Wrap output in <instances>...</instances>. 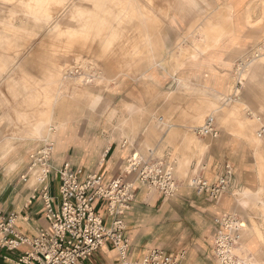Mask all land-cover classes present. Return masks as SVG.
I'll return each instance as SVG.
<instances>
[{"label":"crops","instance_id":"1","mask_svg":"<svg viewBox=\"0 0 264 264\" xmlns=\"http://www.w3.org/2000/svg\"><path fill=\"white\" fill-rule=\"evenodd\" d=\"M207 1L211 14L204 19L206 9L201 0L192 1L189 8H184L191 4L188 0H175L177 7L170 14L163 40L162 62L146 71L147 82L117 83L113 93H105V102L94 116L69 121L57 149V143L48 141L52 144L48 158L52 172L46 179L29 185L31 146L20 143L5 154L0 151V211L16 214L14 226L21 234L32 238L40 229H50L41 193L48 187L52 205L58 210V170L65 164L72 172L81 170L82 180L98 173L108 184L125 176L128 159L134 154L143 160L163 159L181 167L180 173L188 170V174L202 157L203 168L192 183L176 177L178 188L172 196L136 181L135 200L123 215L124 237L130 242L129 260L134 263L142 262L149 249L158 248L179 264H211L217 220L234 212L236 190L257 193L261 175L254 147L247 140L222 130L204 138L201 146L189 140L199 120V87L216 95L230 94L233 70L249 52L253 39L247 14L249 0ZM5 78L0 77V85ZM163 91L169 93L171 104L169 108L164 103L161 110L156 101ZM6 115L4 111L0 120ZM144 152H149L148 156ZM223 176L228 184L217 197L197 183L202 179L216 184ZM126 178L133 180L135 173ZM94 206L110 227L107 200L98 199ZM257 219L262 223L263 217ZM245 243L249 254L264 260V243L257 233L246 237ZM28 249V245L10 249L0 244V264H16ZM120 262L117 247L108 241L83 264Z\"/></svg>","mask_w":264,"mask_h":264},{"label":"rangeland","instance_id":"2","mask_svg":"<svg viewBox=\"0 0 264 264\" xmlns=\"http://www.w3.org/2000/svg\"><path fill=\"white\" fill-rule=\"evenodd\" d=\"M96 1L45 0L47 5L39 18L36 13L38 0H14L12 3H4L0 0V66H4L0 68V77L6 75L0 85V118L4 111L7 113L6 117L0 120V148L3 147L0 151L3 154L14 146L25 143L31 146L29 157L32 161V155L49 140L52 141V135L64 132L68 128L69 121L77 122L94 116L100 109L101 103L105 102V93H113L117 83L147 82L146 71L162 62L164 46L161 45L167 34L168 21L172 13L170 10L173 11L177 7L175 0H153V2L150 0L155 4L160 25L156 30L151 28V32L156 33L161 45L154 61L146 62L147 64L128 58L136 51L134 44L139 33L130 17L121 18L117 14L121 8V0ZM188 1L191 2V6L187 5L184 8L192 7L194 0ZM201 1L204 2L201 7L206 9L201 18H209L211 13L207 9H210V5L207 4V0ZM27 4H33V7ZM105 4H108L109 9L106 14L101 16L94 13L95 8L103 7ZM247 14L253 38L252 44L249 52L241 58L233 70L231 93L227 96L216 95L207 88L199 87V120L195 123L193 136H189V140L196 141L201 146L204 138L214 136L211 131L205 135L197 132L198 127L213 119L217 130L234 134L253 145L259 161L261 188L256 191L257 193L244 188L234 192L236 206L233 213H236L239 220L246 225L241 231L242 240L240 238V244L235 251L252 264H264V260H259L256 254H249L246 251L249 246L245 243L246 237L252 233H257L264 243L262 234V231L264 232V134L260 135L264 128V0H249ZM150 23L152 27L153 22ZM2 92L4 95L1 96ZM68 95L77 97V107L70 112L67 123H62L59 110L55 109V101L59 96L62 98ZM169 98L168 92H160L156 101L158 108L162 110L164 103L170 108ZM69 101L74 103L71 102L74 101L71 98ZM233 106L238 108L230 117L235 124L234 129H231L223 119V111ZM51 111L55 112V116L53 121L46 125L49 133L40 134L36 130V124L38 121H48ZM244 125L253 130L256 141L235 131V128ZM6 137L11 139L5 141ZM5 144L6 148H4ZM148 153L144 152V155L148 156ZM202 160L203 158L199 157V165L190 174L186 173L188 170L180 173L181 167H174L176 177L192 183L198 171L203 168ZM42 168L41 165L34 167L32 175L35 173V178L31 177L29 185L37 183ZM249 212H252V216ZM260 216L263 217L262 223L257 219Z\"/></svg>","mask_w":264,"mask_h":264},{"label":"built area","instance_id":"3","mask_svg":"<svg viewBox=\"0 0 264 264\" xmlns=\"http://www.w3.org/2000/svg\"><path fill=\"white\" fill-rule=\"evenodd\" d=\"M210 131L213 135L219 133L213 119L197 128L200 135ZM263 134L264 128L260 132V135ZM43 147L32 155L33 160L28 168L32 172L34 167L43 166L39 181L46 179L52 172L48 162L52 144L47 142ZM58 173L61 181L58 210L52 205L49 188L44 187L41 193L51 223L50 229H40L36 236L30 238L15 228V213L4 214L0 211V244L10 249L29 246L16 264H83L108 241L117 247L120 264H179L175 258L167 257L158 248L149 249L142 262H131L128 253L130 242L124 237L126 224L123 215L135 200L136 181L172 196L178 188L172 164L163 159L143 160L134 154L128 159L125 176H118L108 184L104 183L103 176L98 173H91L82 180L81 170L72 172L68 164L59 169ZM133 173L135 178L128 180L126 176ZM23 178L28 179V174H24ZM197 183L204 186L211 196L217 197L226 189L228 180L223 176L216 184H208L202 179ZM98 199L107 200L108 214L112 218L110 227L95 209L94 202ZM217 222L211 264H250L248 259L242 258L235 251L244 228L236 213L224 214Z\"/></svg>","mask_w":264,"mask_h":264},{"label":"bare ground","instance_id":"4","mask_svg":"<svg viewBox=\"0 0 264 264\" xmlns=\"http://www.w3.org/2000/svg\"><path fill=\"white\" fill-rule=\"evenodd\" d=\"M4 3H12L14 0H2ZM100 1V0H99ZM98 0L96 2H99ZM120 5H121V8H120V11H118V7L116 8L118 11L117 14L120 15L121 18H125V17H130L129 19H131L134 23V26H135V29L136 31L139 33V36L136 38V41H135V44H134V47L136 48L135 52H130L131 54L129 55L128 53V58L131 59V60H134V61H137V62H142V63H151L154 61V59L156 58V54L157 52L159 51V48H160V41L158 40V38L156 37V33L154 34L153 32H151V28L156 30L157 28L160 27L159 23H158V20L157 19V12H156V9H155V4H152L150 2V0H121L120 1ZM153 2V0H152ZM17 3V2H16ZM19 4V3H18ZM170 4V3H168ZM10 5V4H9ZM16 5V4H15ZM21 5V4H20ZM25 5V4H24ZM28 5V4H27ZM30 5V4H29ZM28 5V6H29ZM33 5V4H32ZM30 5V6H32ZM45 5H47V3L45 4V0H38V11L36 13H38L39 15V18H40V15L43 14V11L45 9ZM114 5V4H113ZM117 5V4H116ZM119 5V6H120ZM167 5V4H166ZM172 5V3H171ZM23 6V5H22ZM27 6V8H28ZM33 7V6H32ZM36 7V6H35ZM162 7H164L162 5ZM166 7V6H165ZM23 8V7H22ZM31 8V7H30ZM34 9V8H33ZM31 9V10H33ZM36 9V8H35ZM158 9V8H157ZM29 10V8H28ZM49 10V9H48ZM109 10L108 9V4H105L103 7H100V8H95L94 10V13L96 14H106V11ZM159 10V9H158ZM157 10V11H158ZM30 11V10H29ZM166 11V10H165ZM34 12V11H33ZM170 12H172V10H170ZM169 12V13H170ZM116 13V12H115ZM110 14V12H109ZM100 16V15H99ZM110 16V15H109ZM47 17V16H46ZM43 18V16H42ZM99 18V17H98ZM112 19V18H111ZM167 19V18H166ZM49 20V19H48ZM105 20V19H104ZM128 20V18H127ZM130 21V22H132ZM117 22V21H115ZM149 22H153V25L151 27V23L149 24ZM53 23V22H52ZM128 23V22H127ZM162 23V22H161ZM103 24V22H102ZM119 23H117L118 25ZM100 25V24H99ZM127 25V24H126ZM131 25V24H130ZM56 27V25H54ZM53 26V28H54ZM116 26V25H115ZM122 26V25H121ZM254 27V26H253ZM51 28V27H50ZM59 28V27H57ZM125 28V27H124ZM127 28V27H126ZM133 28V27H132ZM164 28V27H163ZM122 29V28H121ZM10 31H14V29H10ZM115 31V30H114ZM132 31V30H131ZM162 31V29H161ZM117 33V32H115ZM160 33V32H158ZM163 34V33H162ZM130 36V34H129ZM203 36V35H202ZM113 37V36H112ZM132 37V36H131ZM130 37V38H131ZM160 37V35H159ZM115 39V38H114ZM195 40V39H194ZM204 40V39H202ZM201 40V41H202ZM109 41V40H108ZM107 41V42H108ZM112 42V41H111ZM118 42V41H117ZM163 42V41H162ZM199 42V41H198ZM109 43V42H108ZM193 44V43H192ZM195 44V43H194ZM113 45V44H112ZM118 46V45H117ZM133 46V45H132ZM162 47L164 46V44L162 43L161 45ZM198 46V45H197ZM196 47V46H195ZM199 47V46H198ZM197 47V48H198ZM111 48V47H110ZM117 48V47H116ZM115 48V49H116ZM114 49V48H113ZM114 49V50H115ZM111 50V49H110ZM118 50V49H117ZM130 51V50H129ZM128 52V51H127ZM116 53V52H115ZM113 54V53H112ZM127 56V55H126ZM125 59V57H124ZM127 61V60H126ZM130 62V61H129ZM128 64V63H127ZM126 64V65H127ZM131 64V63H130ZM134 64V63H133ZM147 64V63H146ZM141 65V64H140ZM146 67V66H145ZM9 73V72H8ZM11 73V72H10ZM11 75V74H10ZM6 76V75H5ZM9 76V75H8ZM7 76V77H8ZM87 76V75H86ZM85 76V77H86ZM59 78V77H58ZM86 80V79H85ZM88 80V79H87ZM34 96V95H32ZM82 97V96H80ZM70 98L74 101H71V102H74V103H70ZM77 97L74 95V96H71V95H68V96H65V97H60L57 98V100L55 101V109L56 110H59V115L60 117L62 118L61 122L62 123H65L66 120L69 118L70 116V112L77 107V104H76V99ZM79 98V97H78ZM28 99V98H27ZM30 99H32V97H30ZM39 99V98H38ZM80 99V98H79ZM81 101V100H80ZM87 101V99H86ZM85 101V102H86ZM83 102V103H85ZM82 103V104H83ZM54 104V103H53ZM79 104V103H78ZM85 105V104H84ZM81 106V105H80ZM28 107V106H27ZM84 107V106H83ZM238 107L237 106H233L231 108H227L225 109L223 112H224V121L225 123L231 128V129H234V126L235 124L230 120L231 118V115L236 111L235 109H237ZM24 110V109H23ZM27 110V108H26ZM235 110V111H234ZM234 111V112H233ZM237 113V112H236ZM30 114V113H29ZM49 119L48 123L44 122L43 120L42 121H38V123L36 124L37 128V132H40L41 133H46L48 130V128H46V125L49 124V122L53 121V118L55 116V112L54 111H51L49 112ZM27 120V119H26ZM194 120V119H192ZM29 121V120H28ZM67 123V122H66ZM233 125V127H232ZM31 130V129H30ZM51 130V129H50ZM62 130V129H61ZM235 131L236 132H239L241 134H243L244 136H246L247 138H250L252 139L253 141H256V137H255V134L253 133V130L248 128L246 125L244 126H240V127H237L235 128ZM30 132V131H29ZM32 133V132H31ZM49 133V132H47ZM28 134V133H27ZM62 133L58 132L54 135H52V142L53 143H57V145L55 146V148L57 149L58 146H59V143L61 141V135ZM31 136V135H30ZM44 136V135H43ZM45 137V136H44ZM24 138V137H23ZM28 138V137H27ZM50 138V137H49ZM260 141V140H259ZM39 171V170H38ZM35 172V171H34ZM41 172V171H40ZM38 173V172H36ZM34 174L33 173V179L35 178L34 177ZM41 174V173H40ZM36 176V175H35ZM38 177V176H37ZM243 225L244 227L246 226L245 223L243 222ZM236 250V249H235ZM250 264H252L250 261H249Z\"/></svg>","mask_w":264,"mask_h":264}]
</instances>
